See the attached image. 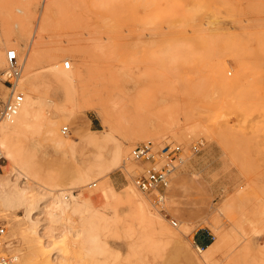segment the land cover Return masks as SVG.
Wrapping results in <instances>:
<instances>
[{"label": "rangeland", "instance_id": "rangeland-1", "mask_svg": "<svg viewBox=\"0 0 264 264\" xmlns=\"http://www.w3.org/2000/svg\"><path fill=\"white\" fill-rule=\"evenodd\" d=\"M34 1L37 17L54 0ZM4 40L0 55L15 48L27 58L29 35ZM44 42L61 68L69 61L84 74L71 85L46 59L39 65V118L22 136L28 167L39 174L20 176L0 154V258L10 264H264V0H62ZM102 107L119 123L115 140L83 141L106 130ZM61 108L72 116L58 115ZM47 120L56 122L61 139L69 129L73 149L52 145ZM147 142L182 149L163 210L136 186L165 163L133 160L132 150ZM117 143L127 152L114 161ZM15 182L27 189L24 195L11 191ZM131 191L175 239L162 238L157 224L132 221ZM60 192L79 211L71 207L51 219ZM88 232L99 240L92 254L82 242ZM209 245L204 256L198 247Z\"/></svg>", "mask_w": 264, "mask_h": 264}, {"label": "bare ground", "instance_id": "bare-ground-1", "mask_svg": "<svg viewBox=\"0 0 264 264\" xmlns=\"http://www.w3.org/2000/svg\"><path fill=\"white\" fill-rule=\"evenodd\" d=\"M61 3L62 0H54L50 2L46 7H44L43 12L41 13L39 12L40 15L39 16L37 15L36 17L38 6H36V2L34 0H0V39L3 40L10 39L12 35L20 37L22 39L27 38L29 35V39H30L24 71L18 83V90L24 94V92L22 91L23 90L22 79L24 76L30 94H26V100L22 103L17 115H15L11 119H5L6 123L5 122L2 123V121L0 122V151H1L0 154L3 155L16 168L15 170L18 171L17 174H19L20 176H23V174L24 175L28 174L36 177V175L38 176L39 174L38 170L33 171L28 167L29 161L25 153L27 148H25V145L22 144V136L26 135L28 131H31L36 128V123L39 118L38 115L40 112L41 101L36 96V93L38 91L37 81H36L38 75L36 72L39 69V65L44 59H46L49 70L55 73L57 76H60L63 79H65L71 85H74V83H76L77 80L82 79L84 74L83 70L77 73L75 69L71 68V63L69 61L68 63H70V69L65 68L64 64L66 62L63 63V68H61L60 64L54 58V54H48L46 51L43 50V47L45 45L44 42L45 34L48 31L50 25L52 24V16L54 10L58 8ZM43 6H45V4ZM34 19L36 20V25L32 27ZM5 66H6V58L4 54H1L0 70L4 69ZM67 97L68 96H66V98ZM57 114L61 116H67V115L72 116V112L70 108L63 109L59 111ZM98 114L102 118L103 127L106 130L101 135L84 136L83 141L100 143V142L115 140L113 133L116 130H118L119 123L116 120L114 114L107 107H102L100 110H98ZM46 123L47 126L46 125L45 126L47 128V134L50 136L49 139L51 140L52 145L55 148H60L64 150L73 149V146L71 142L68 140L67 135L65 136L66 137L65 139H61L60 136L58 135V132L55 130L56 122H54L53 120L51 121L49 120ZM126 152L127 151L125 150L123 145L117 143L113 160L117 161V159L118 160L122 159V157L125 156ZM101 157H102V161H104V156L102 155ZM95 168L97 167L95 166ZM111 169L112 167L110 166L107 170H111ZM82 178L84 179L85 177L82 176ZM10 188L15 195L18 194L20 196L24 195V193L27 190L25 189L24 186L23 187L19 186L17 182L13 183V185H10ZM128 195H129V200L132 203L131 218L133 222H138V223L141 222L140 223L141 225L142 223L150 224V225L157 224V226L160 227L159 231H160V236L162 238L175 239L174 237L176 235L173 234L171 231L167 230L162 220H160L159 215H157V213L155 214L154 212H152L145 201L139 198L134 191H131ZM8 200H9L8 202H10L11 198H8ZM18 200L21 201L20 198ZM51 203H52L51 206L49 205L50 206L49 215L51 216L50 217L51 219L59 215L65 214L71 207L73 208V212L79 211L77 205H73V204L71 205L67 201L64 192H60V195L57 196ZM84 204L88 205L89 201L85 200ZM107 220L108 219L106 218L105 220L106 223L108 222ZM115 220H117V217ZM185 229L187 230V227ZM88 233L89 234H85L82 242L84 244V249H86V251H90L87 252L90 254L91 252L99 250V246H98L99 240L95 234L90 232ZM211 247L212 246L209 245L207 248L202 249L201 247H198V249L200 252L203 253L204 256H207ZM107 248L110 249V247ZM193 258H197V257H195V255L193 254ZM15 259L18 260L19 258H15ZM17 264H23V261L22 262L18 261Z\"/></svg>", "mask_w": 264, "mask_h": 264}, {"label": "built area", "instance_id": "built-area-1", "mask_svg": "<svg viewBox=\"0 0 264 264\" xmlns=\"http://www.w3.org/2000/svg\"><path fill=\"white\" fill-rule=\"evenodd\" d=\"M46 0H41L44 4ZM6 66L0 70V87L6 89L5 92H0V122L5 119H11L19 112V109L24 102V94L18 90V83L22 77L26 58L18 54L14 48L8 49L5 54ZM66 69H70V63L66 62ZM7 96V97H6ZM64 135L70 133L65 127L62 130ZM198 146H194L197 150ZM182 149L180 146L166 145L161 150L153 142L137 146L132 150V158L135 161L150 162L155 165L157 158H163L165 163L162 167H152L148 172L136 180L137 188L144 194L153 195L154 206L163 210L164 190H166L171 181V175L176 166L174 162L181 155ZM171 223L177 226V222L171 219ZM5 229L0 226V235ZM11 258H0V264H10Z\"/></svg>", "mask_w": 264, "mask_h": 264}]
</instances>
